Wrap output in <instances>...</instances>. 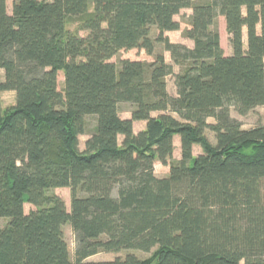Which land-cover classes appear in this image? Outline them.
Returning a JSON list of instances; mask_svg holds the SVG:
<instances>
[{
    "label": "trees",
    "instance_id": "trees-1",
    "mask_svg": "<svg viewBox=\"0 0 264 264\" xmlns=\"http://www.w3.org/2000/svg\"><path fill=\"white\" fill-rule=\"evenodd\" d=\"M185 9L192 47L167 36ZM218 17L230 55L212 29ZM72 20L86 36L69 31ZM131 50L154 59L110 62ZM7 91L16 105L5 110ZM260 107L264 0H14L11 14L0 0V264H264V124L243 129L231 115ZM157 162L168 176H156ZM56 189L70 190V210Z\"/></svg>",
    "mask_w": 264,
    "mask_h": 264
},
{
    "label": "rangeland",
    "instance_id": "rangeland-1",
    "mask_svg": "<svg viewBox=\"0 0 264 264\" xmlns=\"http://www.w3.org/2000/svg\"><path fill=\"white\" fill-rule=\"evenodd\" d=\"M41 1H52V0H41ZM13 2L14 0H7V11L9 14L12 13V8H13ZM192 15V10L191 9H185L182 10L180 15L175 17V20L180 23L181 29L180 31H175V32H168L167 36L169 37L170 41L172 43L176 44H185L189 47L193 46V42L185 39L183 37V31L189 27V18ZM79 22L77 20H72L68 24V29L70 32H77L81 36H86V32L79 31ZM213 30L217 31L220 35V41H221V46L224 50V53L226 55L232 54V47L229 41V35L227 34L226 31V24L225 20L223 17H218L216 21V25L212 28ZM155 30L153 32V37H155ZM244 48L247 49V32L246 30L244 31ZM162 53L165 56V59L168 63H173L169 52H167L163 45L157 44L156 49H155V54ZM123 59H130V60H140V61H147L150 62L154 59V56H149L146 54L145 51L143 50H131V51H121L117 56L113 57L110 62L118 64L120 60ZM179 66H175V72L178 73L181 69ZM2 79H4V72L1 73ZM64 74L63 72H60V75L58 76V88L60 91L63 90L64 87ZM168 91L171 95L176 96V88L174 85V79L171 77L168 78ZM16 105V95L12 91H7L2 94V107L3 109H9L13 106ZM131 110L132 106L127 103H123L119 107L120 115L122 118H131ZM232 117L239 120L242 125L243 129H251L256 127L259 124H264V107L257 108L255 111L249 113L246 116H240L238 115L235 111H232L231 113ZM154 116H157V114H154ZM209 123H214L213 119H209ZM87 126H88V131L90 132L93 130L95 126V119L94 117H88L87 118ZM138 133V132H137ZM208 139L210 142L215 145L216 144V139L215 135L210 131L207 130L206 132ZM88 135L81 136L80 137V149L84 150L85 142L88 139ZM174 143V141H173ZM202 153V149L197 146L193 150L194 156H198L199 154ZM173 159L174 160H180L181 159V146L178 144L176 141L174 143V151H173ZM157 166V167H156ZM170 168L167 166H163L160 163H156L155 165V174L159 178H164L169 175ZM56 193L59 196L63 198V200L66 203L67 209L70 210V204H71V198H70V190L69 189H56L52 191L51 193ZM35 208L29 204L25 205V213H29L30 211L34 210ZM5 220H0L1 225L5 224ZM64 234H65V239L68 243L69 250H70V255L72 260L74 259V250L76 247V241H75V235L71 229L70 225H66L64 227ZM153 250L151 253H144V252H139V251H122L120 253L114 254V253H99L95 256H92L88 259V261L91 262H100V261H112L116 259L117 257L124 258L127 254L133 253L136 254L137 257L140 259H148L153 255ZM243 264V263H242Z\"/></svg>",
    "mask_w": 264,
    "mask_h": 264
},
{
    "label": "crops",
    "instance_id": "crops-1",
    "mask_svg": "<svg viewBox=\"0 0 264 264\" xmlns=\"http://www.w3.org/2000/svg\"><path fill=\"white\" fill-rule=\"evenodd\" d=\"M124 119H130V118H124ZM146 128V123L145 122H135L134 123V132L137 133V132H140V131H143L145 130ZM178 142V144L181 146V139L179 136H175L174 137V143L175 142ZM157 167V166H156Z\"/></svg>",
    "mask_w": 264,
    "mask_h": 264
}]
</instances>
